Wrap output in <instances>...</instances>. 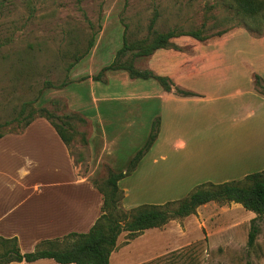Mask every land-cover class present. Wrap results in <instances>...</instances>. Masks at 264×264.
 I'll return each mask as SVG.
<instances>
[{"label":"crops","instance_id":"obj_1","mask_svg":"<svg viewBox=\"0 0 264 264\" xmlns=\"http://www.w3.org/2000/svg\"><path fill=\"white\" fill-rule=\"evenodd\" d=\"M122 33L119 21L104 20L89 51L69 70V83L52 93L85 120L84 170L44 117L0 137V236L15 237L22 253L33 251L42 240L88 231L102 205L91 180L107 168L124 171L157 120L152 145L137 167L117 182L124 209L130 179L142 173L150 159L176 156L187 193L201 183L239 180L264 169V93L255 84V76L264 81V34L255 36L243 25L225 27L204 39L181 33L170 37L171 46L136 57L135 68L168 78L170 89L165 90L156 78L131 77L124 69H107L101 79L93 78L114 59ZM183 219L180 233L188 226H194L193 231L206 226L202 218L195 217V223L188 216ZM170 223L126 238L124 245L119 236L109 264L142 263L125 260L128 246L148 230L169 239ZM180 246V240L167 242L149 257L167 256ZM8 264L61 263L40 258Z\"/></svg>","mask_w":264,"mask_h":264},{"label":"rangeland","instance_id":"obj_2","mask_svg":"<svg viewBox=\"0 0 264 264\" xmlns=\"http://www.w3.org/2000/svg\"><path fill=\"white\" fill-rule=\"evenodd\" d=\"M228 2L0 0V126L10 123L1 130L17 128L41 107L61 117L68 115L67 106L55 104L59 97H52V93L67 82L69 66L77 58L81 59L104 20L116 19L121 23L122 40L125 34L128 45L133 46L128 52L130 57L138 49L137 42L151 38L152 30L186 32L198 29L203 34H211L238 25L242 22V15L228 7ZM246 20L254 28L264 26L263 22ZM66 119L78 132L70 148L75 161H82L76 164L84 170L88 153L80 135L81 124L73 117ZM52 120L58 124L61 122L56 118ZM176 165V156L171 155L165 161L161 157L148 160L143 172L130 179L127 209L142 203H162L186 196L187 191L183 190L186 182L178 175ZM105 176L106 172L101 177ZM252 213L231 202H209L188 216L194 223L197 222L195 217L202 218L205 227L193 231L194 226H188L184 228L185 233H180L179 224L184 219H172L168 227L169 239L167 234L158 236L155 231L148 230L128 246L125 260L129 263L143 259L140 264H264V216L252 221L256 216L254 213L253 217ZM251 226L255 228L256 236L254 243L248 245ZM119 236L120 245H124L127 232L123 231ZM185 236H189V240ZM177 240L181 243L179 251L164 257H149L161 251L167 242Z\"/></svg>","mask_w":264,"mask_h":264},{"label":"trees","instance_id":"obj_3","mask_svg":"<svg viewBox=\"0 0 264 264\" xmlns=\"http://www.w3.org/2000/svg\"><path fill=\"white\" fill-rule=\"evenodd\" d=\"M228 7L233 8L237 15H242L243 25L249 32L255 36L264 34L263 28H254L249 24L246 18L255 23H264V0H229ZM204 26V25H203ZM185 33L198 39H204L209 34H203L202 30H189L186 32L168 30L166 32H151V38L137 42L138 49L128 56V52L133 49L129 46L123 35L122 45L116 51L111 63L104 66L95 79H101L107 69H124L131 77L156 78L165 88L170 89L168 78L157 76L148 69L135 68L133 61L136 57L147 56L155 49L171 46L170 37ZM212 34V33H211ZM149 37V36H148ZM93 41L89 43L85 55L91 48ZM82 55V56H83ZM81 56V57H82ZM126 58V59H123ZM80 58H77L75 63ZM124 60V61H123ZM123 61V62H122ZM71 64L69 69L75 64ZM67 82L59 86L64 87ZM255 84L259 90L264 93V81L255 76ZM55 104L66 103L63 99L56 98ZM38 113H32L24 119V122L14 129H6L9 122L0 126V137L8 132L20 131L25 128L36 117H44L51 122L57 131L59 137L69 149L70 155L75 158L71 152V143L75 140L78 133L75 126L66 118L73 117L81 124V139L87 146L86 134L83 129L85 125L84 118L78 113L69 111L67 116L53 114L47 108H40ZM61 120L60 124L52 119ZM63 118L65 120H63ZM72 119V118H71ZM158 133V120L153 123L151 131L144 145L132 156L124 171H113L106 169V176L93 178L92 184L102 195L101 214L86 232H69L61 237L40 241L33 251L22 253L19 249L17 240L13 238H3L0 236V264H8L12 261L31 262L40 258H51L61 264H109V256L116 248L119 234L127 232V239H132L142 233L145 229L162 227L172 219L183 218L195 214L199 206L208 202H218L221 204L234 202L241 204L245 209L256 214V217L264 216V169L249 173L239 180H229L220 183L205 182L196 185L186 196L169 200L164 203H143L130 209H124L121 205L123 191L118 187V180L129 175L139 163L141 157L149 149ZM82 160V159H81ZM256 236V230L251 226L247 236V244L252 245Z\"/></svg>","mask_w":264,"mask_h":264}]
</instances>
